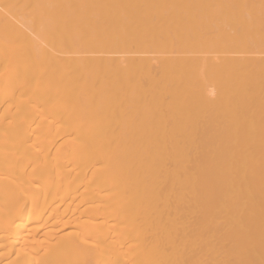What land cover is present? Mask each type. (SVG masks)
I'll use <instances>...</instances> for the list:
<instances>
[{
	"label": "bare ground",
	"instance_id": "bare-ground-1",
	"mask_svg": "<svg viewBox=\"0 0 264 264\" xmlns=\"http://www.w3.org/2000/svg\"><path fill=\"white\" fill-rule=\"evenodd\" d=\"M0 264H264V0H0Z\"/></svg>",
	"mask_w": 264,
	"mask_h": 264
}]
</instances>
